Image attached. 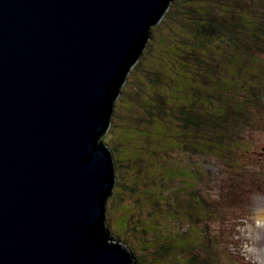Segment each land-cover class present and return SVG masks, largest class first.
<instances>
[{
	"label": "water",
	"instance_id": "water-1",
	"mask_svg": "<svg viewBox=\"0 0 264 264\" xmlns=\"http://www.w3.org/2000/svg\"><path fill=\"white\" fill-rule=\"evenodd\" d=\"M173 0H0V264H136L102 138Z\"/></svg>",
	"mask_w": 264,
	"mask_h": 264
},
{
	"label": "rangeland",
	"instance_id": "rangeland-1",
	"mask_svg": "<svg viewBox=\"0 0 264 264\" xmlns=\"http://www.w3.org/2000/svg\"><path fill=\"white\" fill-rule=\"evenodd\" d=\"M223 1L232 5L227 19L233 11L242 15L234 0H173L174 18L164 23L165 15L152 27L149 50L141 65L139 61L131 69L102 138L112 151L116 175L106 203L107 226L113 243L123 242L133 249L138 264H185L193 256H202L200 244H211L205 249L218 251V264H264V68L257 61L243 65L241 45L236 52L233 46L218 49L219 39L204 35L207 40L201 42L194 36L210 7H222L218 12L223 13ZM194 56L212 80L207 86L205 76L197 75L204 82L200 85L205 91L218 88L235 112L234 119L239 118L224 122V131L211 127L206 136L195 133L183 117L188 112L183 104L199 107L206 98L194 100L193 90L186 85L185 66L196 63ZM251 56L264 60L261 54ZM171 69L176 70L174 79ZM210 70L216 75L211 76ZM157 78H166L168 85ZM193 81L194 87H200ZM149 100L160 103L159 114L148 110ZM215 103L200 106V112L225 115L227 103ZM169 122L178 131L166 128ZM196 174L201 181L197 188L204 194H191ZM177 232L186 236L180 238ZM227 243L236 252L233 257L225 254Z\"/></svg>",
	"mask_w": 264,
	"mask_h": 264
},
{
	"label": "trees",
	"instance_id": "trees-1",
	"mask_svg": "<svg viewBox=\"0 0 264 264\" xmlns=\"http://www.w3.org/2000/svg\"><path fill=\"white\" fill-rule=\"evenodd\" d=\"M210 2V0H208ZM250 1L252 0H234L233 1V6L234 7H238L239 12L242 15L239 16H235V13H238L236 11H233L232 14H230V18L227 19L226 18V12L229 11V9L232 7L231 3H226V1H223V13H219L218 11L220 9H222V7H219V9H214L212 7H210V12L204 14L203 16L205 17V20L208 21V19H210L207 23H202L205 20H201L198 22L197 24V34L194 33V36L197 38L199 37L200 40L202 38H206L204 37V35L208 36V39L211 40H217L219 39V45H218V49L221 48V46L223 45L224 47H235L234 52H236L238 50V48L236 47L237 45H241L242 48V52H240L241 58H242V64L244 65V61H250L251 63L256 62L259 67L264 68V60H256L255 56H251V55H262L264 58V0H253L254 1V5L253 2H251L252 6H250ZM174 6V2L172 3L169 11L166 14V17L164 19V23H167L166 19L170 18L173 19L174 18V13L172 8ZM192 7V6H190ZM212 12H215L216 14H213ZM252 13V14H251ZM247 20H246V17ZM240 16H242L243 18H239ZM239 19H243V23L241 24V22L239 21ZM246 21V22H245ZM228 28V29H226ZM161 29V28H159ZM152 33V32H151ZM153 37V36H152ZM155 37V36H154ZM220 37H222V40L220 39ZM207 40V38H206ZM155 41V39H154ZM205 42V40H201V42ZM152 42V40H151ZM150 42V44H151ZM197 47H202L205 46L204 44L199 46V44H196ZM147 50L144 52V55L142 56V59L139 62L138 67L141 65L140 63L144 60L145 54L146 52L149 50V48H146ZM244 52V53H243ZM210 53L211 55H214L211 51L210 48ZM246 56V58L242 57V55ZM193 58H195V61L198 59L196 56H194ZM191 65H187L185 66L186 69H188L187 74L189 75V79L187 78V84L188 85V89L193 90V95L192 98H194V100H199V96L204 95L206 96L205 100L202 101V103H200V106H209V105H213L216 104L215 102L219 101L222 104L227 103V109L228 111L226 112L225 115H221L222 117L218 116L214 113V112H210L209 110L206 112H200V106L199 107H193L191 103V105H189L188 103H185L182 105V107H185L184 109L187 110L188 112H184L183 117L186 118L187 123L191 124L192 127H195V133H197L198 135H207L208 133H210L211 127L215 126L216 128L224 131L223 129L224 127V122L229 124L230 122H233L235 120H238L239 118L236 115V118L234 119L235 116V112H231L232 109H230V105H229V101H227V99L224 97L223 93L217 88L215 91H210L208 89V91H205L202 87V83H204L202 81V79L198 78L199 75H202L203 77L205 76L206 80L208 81V84H205L207 86H209V84L212 82V80H209L206 73L207 70L202 69L200 66L201 61H199V63H190ZM243 68V67H242ZM191 69V70H189ZM175 69H171V77L172 79H174V75L176 72ZM198 75V77H197ZM210 75L211 76H215L216 73L212 70H210ZM158 79V83H162L164 85H168L167 82H164L163 80H165L166 78H157ZM196 80L199 84L200 87H198V85L196 87L195 86V82L193 80ZM218 81H222V78L219 77ZM262 82V81H261ZM222 84V82L220 83ZM219 85H217L218 87ZM202 87V88H201ZM207 95H206V94ZM243 93V92H241ZM247 93H245L246 95ZM246 98V97H245ZM248 98V97H247ZM246 98V99H247ZM217 100V101H216ZM178 102V101H177ZM148 105V110L150 112H157V107L160 105L159 102H155V101H151L149 100L147 103ZM179 105L177 106V108L179 109ZM231 110V111H230ZM191 111V112H190ZM158 113V112H157ZM159 114V113H158ZM162 117L164 115H161ZM192 119V121H191ZM240 124V122H238L237 124H235V126L232 128H236V126H238ZM166 128H172L174 127L176 130V125L173 122H169V125L165 126ZM178 131V130H177ZM231 135L230 136H226V137H222V141L225 140H229L231 139ZM198 151H196V155H198L199 153H197ZM200 155V154H199ZM198 155V156H199ZM165 168H167V166H165ZM197 175V184L196 187L194 188V190L191 192V194H204L203 192H201L200 188H197V186L199 185V175ZM260 187V186H259ZM263 188V187H262ZM204 202V200H202ZM202 201H200L202 203L203 206H207L205 203H203ZM105 228L107 229V231L109 232V239L108 241L114 240L113 237L111 236L110 230L108 228L107 225H105ZM233 229H235L233 227ZM205 232V231H203ZM178 233V232H177ZM178 235H182L181 233H178ZM119 240V239H118ZM231 243H234V241H230ZM123 243V242H121ZM201 246H199L198 248L202 249V256L201 257H197L195 258L194 256L192 258H190L188 260V263L185 264H218V262L220 261V254L218 253V251H215L212 249V251H209L207 248L208 246H210L211 244H207L206 247L203 246L202 244H200ZM230 243H227L226 246L224 247V250L226 251V256L228 257H233L235 255L236 252H233L230 248ZM133 251V249H132ZM134 252V251H133ZM132 254L134 255L135 252ZM136 255V254H135ZM134 255V256H135ZM239 256H240V251H239ZM137 260V259H136ZM184 261V260H183ZM185 262V261H184ZM138 264V262H137Z\"/></svg>",
	"mask_w": 264,
	"mask_h": 264
},
{
	"label": "clouds",
	"instance_id": "clouds-1",
	"mask_svg": "<svg viewBox=\"0 0 264 264\" xmlns=\"http://www.w3.org/2000/svg\"><path fill=\"white\" fill-rule=\"evenodd\" d=\"M169 11V10H168ZM163 20V19H162ZM151 31H152V28H151ZM148 45V44H147ZM142 58V57H141ZM140 61V60H139ZM104 142V141H103ZM105 143V142H104ZM106 144V143H105ZM107 145V144H106ZM108 146V145H107ZM109 148V147H108ZM110 149V148H109ZM112 152V151H111ZM116 186V185H115ZM156 202H158V201H156ZM159 203V202H158ZM160 204V203H159ZM105 214H106V211H105ZM105 225H107V219H105ZM196 229H200V230H203V228H200V227H196ZM181 234L182 235H178L180 238H184L185 236H186V234H184L183 235V233L181 232ZM112 241V243H113V240H111ZM110 242V241H109ZM115 243H118V242H115ZM120 245H122V246H126L127 248H128V250H129V252L130 253H132L133 251L131 250V249H129V247L127 246V245H125V244H121L120 243ZM134 253V252H133ZM132 256H134L133 254H132ZM135 257V256H134ZM135 260H136V257H135ZM137 260H136V264H137Z\"/></svg>",
	"mask_w": 264,
	"mask_h": 264
}]
</instances>
